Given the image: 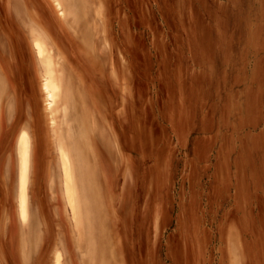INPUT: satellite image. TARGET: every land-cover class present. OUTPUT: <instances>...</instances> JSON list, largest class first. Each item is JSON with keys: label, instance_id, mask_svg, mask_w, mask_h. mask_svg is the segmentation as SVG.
Masks as SVG:
<instances>
[{"label": "rangeland", "instance_id": "rangeland-1", "mask_svg": "<svg viewBox=\"0 0 264 264\" xmlns=\"http://www.w3.org/2000/svg\"><path fill=\"white\" fill-rule=\"evenodd\" d=\"M65 1L75 17H61L53 0H0V264H54L58 252L61 264H73L56 135L71 144L69 130L81 120L119 133L123 163L134 160L132 168L148 175L143 194L158 188L160 208L171 193L182 197L190 138L217 120L232 144V42L264 18V0ZM37 38L72 91L67 111L64 99L54 106V127L44 108ZM168 233L166 226L157 257L137 248L138 264H174Z\"/></svg>", "mask_w": 264, "mask_h": 264}, {"label": "crops", "instance_id": "crops-1", "mask_svg": "<svg viewBox=\"0 0 264 264\" xmlns=\"http://www.w3.org/2000/svg\"><path fill=\"white\" fill-rule=\"evenodd\" d=\"M61 1V17H75V6ZM234 37L232 69L226 76L233 96L232 144L223 140L217 120L214 128L201 127L190 138L183 195L171 193L161 207L166 210L162 221L158 188L143 194L148 175L132 168L129 161L134 160L124 158L123 163L119 133L102 130L95 120L87 125L81 120L72 128L71 144L56 135V149L61 136L72 150L76 180L77 215L70 209L73 264H128L127 253L130 264H138L137 248H152L157 257L166 226L174 264H264V18ZM61 66L63 70V58ZM60 80L61 99L68 101L70 84Z\"/></svg>", "mask_w": 264, "mask_h": 264}, {"label": "bare ground", "instance_id": "bare-ground-1", "mask_svg": "<svg viewBox=\"0 0 264 264\" xmlns=\"http://www.w3.org/2000/svg\"><path fill=\"white\" fill-rule=\"evenodd\" d=\"M56 3L57 8L59 9V12L61 14L65 13V7L61 0H54ZM36 43V44H35ZM35 43H33V48L35 51V54L37 58L39 59L40 66L42 68V79H41V90L44 95V103H45V110L47 111L48 116V125L51 127H54L57 123L55 116H54V106L63 98L64 96V88L62 85V82L60 80V77L56 76L57 72L54 67V63L49 57L48 50L45 49V47L41 44L39 39L37 38ZM2 91L0 90V97H1ZM72 129L70 128L69 133L71 135ZM57 149H58V166L61 171L62 181H63V187H64V195L67 201L68 206L72 210L73 216H76L77 214V208H78V197H77V190H76V180L73 173V162H72V150L70 148H66L64 144L62 143V137H57ZM22 146V153H21V170H20V176H21V182L19 190L22 193V203L18 204L20 208L19 216L22 219V221L26 220V203H25V197L24 192L26 191V185L24 183L25 175H26V169L28 164V148L26 146V141H23ZM33 173L31 175V179H33ZM230 254V253H229ZM60 253H56L55 256V263L54 264H61V256H59Z\"/></svg>", "mask_w": 264, "mask_h": 264}]
</instances>
